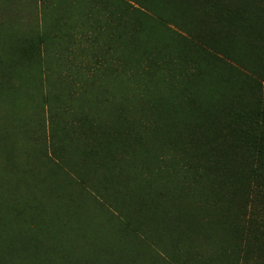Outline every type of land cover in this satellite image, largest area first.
I'll return each instance as SVG.
<instances>
[{
    "label": "trees",
    "instance_id": "1",
    "mask_svg": "<svg viewBox=\"0 0 264 264\" xmlns=\"http://www.w3.org/2000/svg\"><path fill=\"white\" fill-rule=\"evenodd\" d=\"M22 1L0 264H264V0Z\"/></svg>",
    "mask_w": 264,
    "mask_h": 264
},
{
    "label": "rangeland",
    "instance_id": "2",
    "mask_svg": "<svg viewBox=\"0 0 264 264\" xmlns=\"http://www.w3.org/2000/svg\"><path fill=\"white\" fill-rule=\"evenodd\" d=\"M29 5H30V1L29 0H23L22 1V3L20 4V8L22 9V15L23 16H29V15H27V14H24L23 12L25 11H27L28 10V8H29ZM6 13L7 12V9H6V7L5 6H2L1 8H0V17L2 18V16H3V14H1V13ZM27 13V12H26ZM13 18H14V16H13ZM27 19V18H26ZM28 20V19H27ZM28 21H30V20H28Z\"/></svg>",
    "mask_w": 264,
    "mask_h": 264
}]
</instances>
